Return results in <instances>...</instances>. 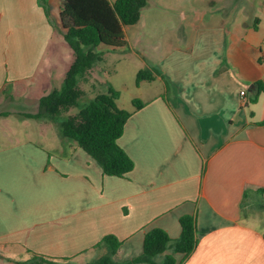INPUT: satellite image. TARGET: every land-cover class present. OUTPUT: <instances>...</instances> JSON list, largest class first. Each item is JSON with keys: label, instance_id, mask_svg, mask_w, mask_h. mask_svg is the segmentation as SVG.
I'll return each mask as SVG.
<instances>
[{"label": "crops", "instance_id": "0c3cea01", "mask_svg": "<svg viewBox=\"0 0 264 264\" xmlns=\"http://www.w3.org/2000/svg\"><path fill=\"white\" fill-rule=\"evenodd\" d=\"M188 1L158 64L136 52L137 74H154L136 88L159 92L124 106L119 91L117 106L133 112L119 145L135 167L117 178L62 136L64 119L25 116L41 113L75 59L60 1L47 14L40 0H0V120L23 121L26 137L4 133L11 143L0 147V259L11 249V264H134L147 232L176 240L180 219L195 216L198 245L179 264H264V0ZM134 100L145 106L134 111ZM110 235L115 253L99 246Z\"/></svg>", "mask_w": 264, "mask_h": 264}, {"label": "trees", "instance_id": "16d2710c", "mask_svg": "<svg viewBox=\"0 0 264 264\" xmlns=\"http://www.w3.org/2000/svg\"><path fill=\"white\" fill-rule=\"evenodd\" d=\"M48 14V0H40ZM60 19L64 39L74 53V62L65 75L60 88L53 89L40 99L41 113L25 115L28 118L48 116L51 120H62V136L74 140L95 161L106 176L127 178L135 164L119 145L125 126L133 112L120 109L117 101L120 92L107 84L106 93H98L77 114L69 115L72 108L79 107L85 96L81 84L92 70L104 61L106 52L125 50L129 47L125 28L136 25L149 0H59ZM102 48V50H99ZM158 73V72H155ZM154 81V74L140 71L137 85ZM259 92L264 86L258 84ZM134 111L145 106L140 100L133 101ZM181 236L173 240L162 229L146 233L141 258L134 264H156L155 259L163 256L162 264H179L176 254L188 257L198 245L197 221L195 216L180 219ZM109 244L113 252L120 242L114 236H106L99 246ZM47 264H55L49 262Z\"/></svg>", "mask_w": 264, "mask_h": 264}, {"label": "rangeland", "instance_id": "374dc122", "mask_svg": "<svg viewBox=\"0 0 264 264\" xmlns=\"http://www.w3.org/2000/svg\"><path fill=\"white\" fill-rule=\"evenodd\" d=\"M149 4L150 6L143 11L139 23L130 26L129 36L134 49L117 50L119 52H110L106 56V61L100 63L93 75H89L87 80L81 84L85 96L80 100L79 107L72 108L69 115L77 114L94 99L96 94L106 93L107 84H113L122 93L121 104L124 106H126L125 102H129L133 96L144 101L148 98V94L151 96V94L159 92L157 84L150 86L146 83L142 90L136 88L137 70L139 65L143 63L136 52L142 53L145 61L149 64H158L170 52V49L177 45V22H181L180 15H177L179 7L186 8L183 9L184 11H190L189 5L192 3L188 0H152ZM202 4L198 2L197 6H203ZM62 57H64L63 60L67 59L65 54L64 56L62 54ZM56 70L59 73L61 67ZM146 89H149L148 94ZM17 100V102H11L8 105L13 108L23 107L26 99ZM5 106L7 105H3V107ZM2 121L4 120H0V147L11 143L4 136V133L9 134V138L15 142H20L26 138L23 121L10 119L9 122L15 123L13 126H10L9 122ZM14 254V250L9 249L6 252L7 257L0 259V264H11L9 260L10 258L13 259Z\"/></svg>", "mask_w": 264, "mask_h": 264}, {"label": "built area", "instance_id": "2783aa9c", "mask_svg": "<svg viewBox=\"0 0 264 264\" xmlns=\"http://www.w3.org/2000/svg\"><path fill=\"white\" fill-rule=\"evenodd\" d=\"M241 96H242V98L244 99V100H246V91L245 90H243L242 92H241Z\"/></svg>", "mask_w": 264, "mask_h": 264}]
</instances>
